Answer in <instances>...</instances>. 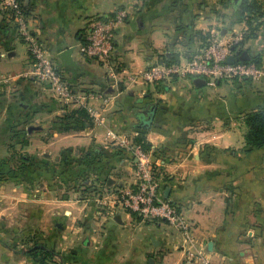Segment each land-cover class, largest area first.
Listing matches in <instances>:
<instances>
[{"label":"crops","instance_id":"0c3cea01","mask_svg":"<svg viewBox=\"0 0 264 264\" xmlns=\"http://www.w3.org/2000/svg\"><path fill=\"white\" fill-rule=\"evenodd\" d=\"M248 1L258 3L263 18L230 56L245 51L264 65V0H24L27 28L102 124L25 77L27 49L0 8V264H42L31 253L43 242L45 218L54 220L47 245L58 264H188L176 229L127 213L102 214L97 202L112 207L134 182L131 156L106 138L108 131L132 142L143 138L163 196L169 189L167 199L193 224V247L211 264H264V146L244 143L245 116L264 108V81L212 87L180 77L153 85L129 81L158 61L189 60L208 42H242L248 32L240 8ZM119 8L128 11L114 36L125 73L112 77L81 57L79 46L92 17ZM69 48L72 66L59 57ZM74 110L86 117L77 111L63 119ZM149 116L150 126L140 127ZM31 126L39 130L28 132Z\"/></svg>","mask_w":264,"mask_h":264},{"label":"built area","instance_id":"2783aa9c","mask_svg":"<svg viewBox=\"0 0 264 264\" xmlns=\"http://www.w3.org/2000/svg\"><path fill=\"white\" fill-rule=\"evenodd\" d=\"M0 8L7 11L10 20L17 26L18 37L26 45L30 68L25 77L35 83L46 85L62 105L84 108L97 124H102L103 119L99 112L88 105L85 95H80L68 83L54 64L43 42L27 28L20 0H1ZM127 17L128 11L121 8L110 15L92 17L86 25L85 42L79 46L82 57L102 64L112 77L125 73L115 56L114 36ZM238 41L232 40L226 45L208 42L197 53L192 54L189 60L173 64L158 61L149 69L132 75L129 81L153 85L180 77L202 79L208 85H214L219 81L232 83L244 80L263 83L264 65L253 61L226 63L232 53L231 49ZM106 138L127 150L134 169L132 186L120 190L116 195L117 207L141 221H159L176 229L182 235L186 246L188 264L195 259H199V264H211L208 257L193 247V224L184 217L178 205L164 198L161 187L163 180L150 153L145 152L141 145L128 141L123 135L108 131ZM98 201H101V198H98ZM97 205L101 211L104 210L105 204L97 202Z\"/></svg>","mask_w":264,"mask_h":264},{"label":"trees","instance_id":"16d2710c","mask_svg":"<svg viewBox=\"0 0 264 264\" xmlns=\"http://www.w3.org/2000/svg\"><path fill=\"white\" fill-rule=\"evenodd\" d=\"M21 5H22V9H23V13L25 15V17L28 15V10L26 8V6L24 5V0H20ZM240 14L242 18H246V26H247V34L246 36L243 38L242 42L237 43V47H242L244 40H248L251 39L255 36V32L258 28V20L263 18V13L261 12V9L258 5V3L256 1H248V2H243L240 8ZM254 24V25H253ZM235 45V46H236ZM165 64H173V63H177L174 60H166L163 61ZM259 63V62H256ZM78 111V114L81 118H85L86 116L84 115L83 112L79 111V110H75L73 112H71L72 114H66L63 119L67 120V119H71L72 117H75L74 114H76ZM244 122L246 124V126L248 127V132L244 137V143L246 145L247 148L249 149H253V148H260L264 146V108L248 113L245 118H244ZM82 124V123H81ZM134 142L136 144L141 145L142 149L145 152L149 151V146L145 143V141L143 140V138L139 137L136 138L134 140ZM21 161H24L22 158L20 159ZM42 253V251H41ZM43 256L40 258L39 257L36 250H34L31 253V256L34 258H37L41 261H45L47 259H49L50 255L47 253H42Z\"/></svg>","mask_w":264,"mask_h":264},{"label":"rangeland","instance_id":"374dc122","mask_svg":"<svg viewBox=\"0 0 264 264\" xmlns=\"http://www.w3.org/2000/svg\"><path fill=\"white\" fill-rule=\"evenodd\" d=\"M19 41V40H18ZM19 43V42H18ZM25 45V44H24ZM25 47H26V45H25ZM77 53H78V51H77ZM81 56V55H80ZM82 57V56H81ZM84 58V57H83ZM94 61V60H93ZM223 83H230L231 84V82H224V81H222ZM252 83H254V84H256L255 82H252ZM216 84V83H215ZM215 84L214 85H210L211 87L212 86H215ZM257 84H262L261 82L260 83H257ZM46 141H49L48 139H46ZM80 158H81V156H80ZM78 180H81L82 182H83V180L84 179H78ZM79 186H83L82 184H79ZM132 186V185H131ZM130 186V187H131ZM80 190V189H79ZM111 208H113V209H111ZM102 212V214L104 215V216H106V217H108V218H110V219H112L111 218V216L112 215H116V214H118V213H125V212H123L120 208H118L117 207V203H115V204H113L112 205V207L111 206H108V205H106L105 204V206H104V210L103 211H101ZM183 215H184V217L186 218V216H185V213H184V211H183ZM187 219V218H186ZM188 221H189V219H187ZM43 222H42V225H43V229H44V231H43V242L41 243V246L39 247H35V249L34 250H36V252H37V254H38V256L39 257H37V258H40L41 259V257L43 256V252L44 253H47V254H49L50 255V257H49V259H47V260H45V261H41L42 262V264H58V263H60V256L59 255H57V253L56 252H54V250H52V251H50L48 248H49V246L47 245V241H50V240H48L47 238L49 237V238H51L53 235H54V220L53 219H50V218H45L44 220H42ZM150 222H154V221H150ZM157 222H159V221H157ZM163 223V222H162ZM165 224V223H164ZM166 225V224H165ZM32 241H30V243H31ZM33 243V242H32ZM31 243V244H32ZM53 246V248H54V244L52 245ZM32 247H34V245L33 246H31V248ZM28 249H30V248H28ZM33 251V250H32ZM41 251H42V253H41ZM38 261H40L39 259H38Z\"/></svg>","mask_w":264,"mask_h":264},{"label":"water","instance_id":"95a60500","mask_svg":"<svg viewBox=\"0 0 264 264\" xmlns=\"http://www.w3.org/2000/svg\"><path fill=\"white\" fill-rule=\"evenodd\" d=\"M239 1L240 0H232V2L234 4H237ZM231 51H234V48H232ZM72 52H73V48H69V49H66L65 51H63L59 55V57L62 59V61L64 62V64L66 66H72L73 65L72 58H71ZM12 54H9V57H11ZM248 61H251V57L249 56V54L247 52L242 51L238 56H234V55L229 56L226 60V63L232 64L235 62H248ZM194 84L196 85V87H201L205 84V81L202 79H195ZM151 122H152V117L149 116V117H147L141 121L140 127L147 129L150 126ZM34 130H39V127L31 126V127H29L28 132H31ZM168 192H169V189H166L164 192V198L168 197ZM29 252L30 251H28V253ZM149 264H152L151 260L149 261Z\"/></svg>","mask_w":264,"mask_h":264}]
</instances>
